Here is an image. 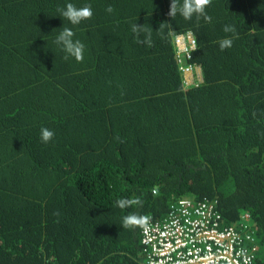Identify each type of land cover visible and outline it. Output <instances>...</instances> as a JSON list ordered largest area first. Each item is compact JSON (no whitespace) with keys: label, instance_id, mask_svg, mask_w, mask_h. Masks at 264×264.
Here are the masks:
<instances>
[{"label":"trees","instance_id":"obj_1","mask_svg":"<svg viewBox=\"0 0 264 264\" xmlns=\"http://www.w3.org/2000/svg\"><path fill=\"white\" fill-rule=\"evenodd\" d=\"M67 3L94 14L72 25L58 17ZM169 6L0 0V264H145L141 227L122 218L161 221L183 199L252 231L264 264V0H212L210 23L172 20ZM63 24L83 61L55 43ZM225 25L237 38L221 51ZM188 66L202 80L187 86ZM122 198L142 203L122 210Z\"/></svg>","mask_w":264,"mask_h":264},{"label":"built area","instance_id":"obj_2","mask_svg":"<svg viewBox=\"0 0 264 264\" xmlns=\"http://www.w3.org/2000/svg\"><path fill=\"white\" fill-rule=\"evenodd\" d=\"M176 42L182 52L195 45L192 34ZM183 71L185 84H193L198 72L191 66ZM141 236L145 264H254L259 250L252 231L225 225L216 204L207 200H180L164 220L148 219Z\"/></svg>","mask_w":264,"mask_h":264},{"label":"clouds","instance_id":"obj_3","mask_svg":"<svg viewBox=\"0 0 264 264\" xmlns=\"http://www.w3.org/2000/svg\"><path fill=\"white\" fill-rule=\"evenodd\" d=\"M211 4L212 0H170L167 15L173 20L177 13H179L186 20H191L195 17L197 21L203 18L204 21L210 23L212 17L207 14L206 9L209 8ZM106 11L112 13L114 12V8L109 5ZM57 12L58 17H61L63 21L65 19L68 20L72 25H78L82 21L91 19L94 14L90 4L77 7L73 3H67L65 7L57 8ZM164 25H167L170 30L172 29L171 23L164 22L160 24L157 32H159L161 26ZM131 30L136 36L137 43L151 45V32L148 31L145 25L141 26L138 23L133 24ZM223 30L225 33H232L233 35L218 41L221 51L231 48L233 46V40L237 38L234 25H225ZM142 34L144 37L143 39L140 38ZM74 35L75 33L73 30L63 24V27L60 28L59 34L56 37L55 43L66 53L64 56L65 60L72 57L76 61L81 62L84 59L85 45L79 39H74ZM189 35H191V33H189ZM40 134L41 140L44 143L50 142L55 135L52 130L45 127L41 128ZM141 203L142 201L139 198H122L116 201V206L123 210L134 205H140ZM147 223V216L137 215L135 213H130L122 218V226L124 228L144 227Z\"/></svg>","mask_w":264,"mask_h":264},{"label":"rangeland","instance_id":"obj_4","mask_svg":"<svg viewBox=\"0 0 264 264\" xmlns=\"http://www.w3.org/2000/svg\"><path fill=\"white\" fill-rule=\"evenodd\" d=\"M197 76H198V78H197ZM197 76H196L197 80H200V81H201V80H202V76H201V74H200L199 71H198V73H197ZM187 79H192V78H191V75H188V76H187Z\"/></svg>","mask_w":264,"mask_h":264},{"label":"crops","instance_id":"obj_5","mask_svg":"<svg viewBox=\"0 0 264 264\" xmlns=\"http://www.w3.org/2000/svg\"><path fill=\"white\" fill-rule=\"evenodd\" d=\"M197 76V75H196ZM197 78H198V76H197Z\"/></svg>","mask_w":264,"mask_h":264}]
</instances>
